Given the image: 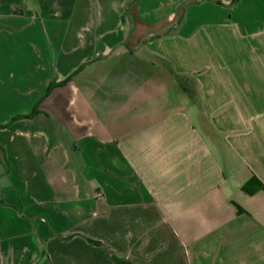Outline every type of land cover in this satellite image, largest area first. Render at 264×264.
I'll list each match as a JSON object with an SVG mask.
<instances>
[{"label":"crops","instance_id":"0c3cea01","mask_svg":"<svg viewBox=\"0 0 264 264\" xmlns=\"http://www.w3.org/2000/svg\"><path fill=\"white\" fill-rule=\"evenodd\" d=\"M233 1L0 0V264H264V0Z\"/></svg>","mask_w":264,"mask_h":264},{"label":"trees","instance_id":"16d2710c","mask_svg":"<svg viewBox=\"0 0 264 264\" xmlns=\"http://www.w3.org/2000/svg\"><path fill=\"white\" fill-rule=\"evenodd\" d=\"M239 0H234L233 3H237ZM218 4H221L220 2H218ZM71 79V78H70ZM55 88V85H51L47 95H49L52 90ZM37 110H35L31 115L29 116H25L26 118H31L34 117L35 115H37ZM244 192H246L247 194H254L257 193L260 190H264V186L262 185V183L257 179V178H252L243 188ZM91 241V240H90ZM92 243L96 244V245H100V243H97L95 241H91Z\"/></svg>","mask_w":264,"mask_h":264},{"label":"rangeland","instance_id":"374dc122","mask_svg":"<svg viewBox=\"0 0 264 264\" xmlns=\"http://www.w3.org/2000/svg\"><path fill=\"white\" fill-rule=\"evenodd\" d=\"M157 26L159 25V24H156Z\"/></svg>","mask_w":264,"mask_h":264}]
</instances>
